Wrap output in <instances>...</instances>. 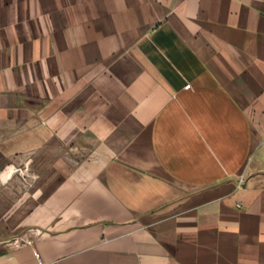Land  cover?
<instances>
[{
	"label": "crops",
	"instance_id": "crops-1",
	"mask_svg": "<svg viewBox=\"0 0 264 264\" xmlns=\"http://www.w3.org/2000/svg\"><path fill=\"white\" fill-rule=\"evenodd\" d=\"M19 160L0 264H264V0H0Z\"/></svg>",
	"mask_w": 264,
	"mask_h": 264
},
{
	"label": "rangeland",
	"instance_id": "rangeland-1",
	"mask_svg": "<svg viewBox=\"0 0 264 264\" xmlns=\"http://www.w3.org/2000/svg\"><path fill=\"white\" fill-rule=\"evenodd\" d=\"M18 162V163H17ZM15 162V166H16V171L12 173V177L9 178V172L6 170V171H0V180H8V179H11L13 177H20L22 180L26 179L28 181V184H30L31 182L30 181H35L37 179V176L35 175L34 172H29V170L25 171L24 169V161H17ZM11 167H13L11 165ZM26 169H29V168H26Z\"/></svg>",
	"mask_w": 264,
	"mask_h": 264
},
{
	"label": "built area",
	"instance_id": "built-area-1",
	"mask_svg": "<svg viewBox=\"0 0 264 264\" xmlns=\"http://www.w3.org/2000/svg\"><path fill=\"white\" fill-rule=\"evenodd\" d=\"M191 85L190 84H187L186 85V88H189ZM244 181V178H241L240 179V183H242ZM16 243H19V244H23L25 243L24 239H22V237H18L16 240H15ZM35 255L39 261L40 264H42V260H41V257H40V254L38 251H35Z\"/></svg>",
	"mask_w": 264,
	"mask_h": 264
}]
</instances>
